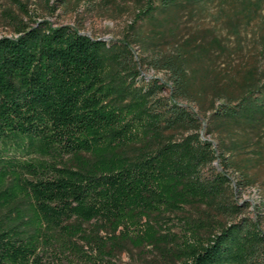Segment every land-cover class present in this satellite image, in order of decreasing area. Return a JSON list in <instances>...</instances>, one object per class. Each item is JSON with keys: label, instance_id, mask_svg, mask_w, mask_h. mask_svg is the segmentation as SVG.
I'll list each match as a JSON object with an SVG mask.
<instances>
[{"label": "trees", "instance_id": "obj_1", "mask_svg": "<svg viewBox=\"0 0 264 264\" xmlns=\"http://www.w3.org/2000/svg\"><path fill=\"white\" fill-rule=\"evenodd\" d=\"M199 1L142 0L117 40L47 19L0 35V264L107 261L128 240L173 264H264V212L237 195L264 163V0L220 9L233 34L255 23L260 59L221 74L216 35L147 52ZM145 62L170 83L145 78ZM169 213L183 232L166 246L156 236ZM142 220L145 240L124 232Z\"/></svg>", "mask_w": 264, "mask_h": 264}, {"label": "rangeland", "instance_id": "obj_2", "mask_svg": "<svg viewBox=\"0 0 264 264\" xmlns=\"http://www.w3.org/2000/svg\"><path fill=\"white\" fill-rule=\"evenodd\" d=\"M18 5L15 0H0V35H12L14 28L20 18L24 21L33 22L34 20L47 19L56 24H70L77 27L81 32L91 36H98L104 39L117 40L123 37L126 32L127 25L133 20L137 7L142 0H20ZM226 0H201L198 3L190 5L188 10H183L181 15L180 28L177 30L176 36L154 37L149 44V50L140 48L138 44H133L132 50L135 55L147 52L164 51L170 48L171 42L182 40L184 37L197 34L203 37L216 35L222 41L225 47L223 52L215 51L213 54V68L221 74L224 69L239 68L248 60L258 62L255 48L257 40L255 34V23L244 25L238 34L231 33V29L220 19L221 8H227ZM26 12L30 16L26 15ZM263 66V63L260 64ZM145 78H156L160 81L167 82L169 74L161 69L150 66L147 62L138 66ZM164 94L167 93L165 89ZM211 94H208L210 96ZM194 111L200 112L199 105L193 101L184 100ZM209 98L204 102V107H209ZM203 120V118H202ZM205 121L203 120V125ZM205 128V125L203 126ZM202 133L205 134V129ZM207 137L214 139L213 135L206 134ZM214 139V143H215ZM251 169V172H259L255 183L248 185L245 189H241L237 193L238 198H245L251 202L249 209L254 206L264 212V163L262 168ZM231 176L236 178L239 174L232 172ZM193 208H186V213L192 214ZM180 214L169 213L159 220L161 228L157 230L158 240L164 242L166 246H171L174 235L178 240L182 238L183 226L180 222ZM217 219H224L222 213L216 214ZM153 222V221H152ZM151 224V223H150ZM148 225L142 220L141 227L137 230L133 228L126 229L124 232L128 234H138L137 237L145 240L147 238ZM123 229L120 231L122 232ZM116 231V235L121 236V232ZM103 237H107L100 232ZM173 234V236L171 235ZM157 240V241H158ZM144 242V241H143ZM120 247L106 256L107 261L97 258L98 254H94V258L85 264H173V259L166 251H160L153 244L143 243L136 246L135 242L124 241ZM89 250V249H88ZM91 252V251H89Z\"/></svg>", "mask_w": 264, "mask_h": 264}]
</instances>
